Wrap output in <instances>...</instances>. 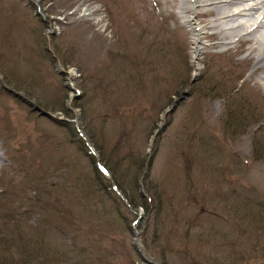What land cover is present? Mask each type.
<instances>
[{
  "label": "rangeland",
  "instance_id": "1",
  "mask_svg": "<svg viewBox=\"0 0 264 264\" xmlns=\"http://www.w3.org/2000/svg\"><path fill=\"white\" fill-rule=\"evenodd\" d=\"M155 4L0 0V264H264L262 74Z\"/></svg>",
  "mask_w": 264,
  "mask_h": 264
},
{
  "label": "bare ground",
  "instance_id": "2",
  "mask_svg": "<svg viewBox=\"0 0 264 264\" xmlns=\"http://www.w3.org/2000/svg\"><path fill=\"white\" fill-rule=\"evenodd\" d=\"M160 2L176 9L164 15H173L186 29L191 36L189 45L194 47L195 53L200 51L202 39L211 42L203 49H219L217 54L229 51L236 43H246L248 48L241 50L244 52L241 60L251 63L248 77L260 72L259 79L264 82V0H153L157 5ZM165 9L168 10L166 6ZM204 30L213 32L205 34ZM2 121L0 114V151L5 140Z\"/></svg>",
  "mask_w": 264,
  "mask_h": 264
},
{
  "label": "trees",
  "instance_id": "3",
  "mask_svg": "<svg viewBox=\"0 0 264 264\" xmlns=\"http://www.w3.org/2000/svg\"><path fill=\"white\" fill-rule=\"evenodd\" d=\"M264 147V146H263ZM254 158H256V160H261V159H264V157L263 156H261L260 154H257V156H254ZM106 164H108V162L106 163ZM117 187H119V186H117ZM120 188V187H119ZM2 254H0V256H1Z\"/></svg>",
  "mask_w": 264,
  "mask_h": 264
},
{
  "label": "water",
  "instance_id": "4",
  "mask_svg": "<svg viewBox=\"0 0 264 264\" xmlns=\"http://www.w3.org/2000/svg\"><path fill=\"white\" fill-rule=\"evenodd\" d=\"M142 257V256H141ZM142 259H144L146 262H147V260L144 258V257H142Z\"/></svg>",
  "mask_w": 264,
  "mask_h": 264
}]
</instances>
